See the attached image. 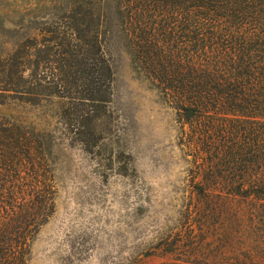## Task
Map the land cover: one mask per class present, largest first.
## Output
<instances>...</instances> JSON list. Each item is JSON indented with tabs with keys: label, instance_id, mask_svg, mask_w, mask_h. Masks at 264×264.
Segmentation results:
<instances>
[{
	"label": "rangeland",
	"instance_id": "rangeland-1",
	"mask_svg": "<svg viewBox=\"0 0 264 264\" xmlns=\"http://www.w3.org/2000/svg\"><path fill=\"white\" fill-rule=\"evenodd\" d=\"M71 4L0 0V59L32 43ZM101 16L111 73L103 103L57 97L48 51L27 50L23 81L2 73L0 60V85H26L21 95L0 94V125L24 138L22 168L0 172V180L38 184L47 199L45 217L26 244V264H261L263 196L247 182L232 192L236 179L208 180L205 165L197 174L203 164L196 158L203 156H196L197 125L138 60L139 32L132 36L138 25L127 24L124 0H101ZM160 24L174 27L175 50L188 55L186 15ZM39 63L50 70L33 81ZM204 125L202 119L197 127Z\"/></svg>",
	"mask_w": 264,
	"mask_h": 264
},
{
	"label": "trees",
	"instance_id": "trees-1",
	"mask_svg": "<svg viewBox=\"0 0 264 264\" xmlns=\"http://www.w3.org/2000/svg\"><path fill=\"white\" fill-rule=\"evenodd\" d=\"M124 3L127 24L138 25L132 29V36L139 32L133 45L147 75L191 126L204 119L203 129L192 130L196 156L203 155L196 157L203 161L197 174L205 165L208 180L236 179L232 192L243 190L247 182L264 201V0ZM181 14L189 23L184 58L175 50L179 44L174 27H159ZM102 23L101 0H72L68 12L40 29L32 43L0 59L2 73L6 70L23 81L29 71L23 66L27 50L48 51L54 57L51 87L57 97L103 103L111 73L102 47ZM49 70L48 63L37 64L33 81ZM25 86L12 81L0 85V94L21 95ZM23 143L24 138L0 125V172L22 168ZM39 187L25 179L0 180V264H26L27 241L45 217L47 199ZM259 212L264 214V203Z\"/></svg>",
	"mask_w": 264,
	"mask_h": 264
}]
</instances>
